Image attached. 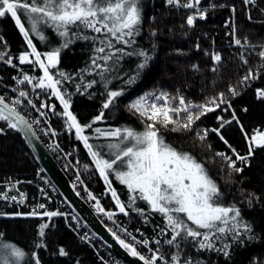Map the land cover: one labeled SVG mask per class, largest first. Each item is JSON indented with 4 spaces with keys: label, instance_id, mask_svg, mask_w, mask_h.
Listing matches in <instances>:
<instances>
[{
    "label": "snow or ice",
    "instance_id": "6c2138e0",
    "mask_svg": "<svg viewBox=\"0 0 264 264\" xmlns=\"http://www.w3.org/2000/svg\"><path fill=\"white\" fill-rule=\"evenodd\" d=\"M164 3L177 10H189L190 14L185 19L189 28L194 27L197 19H207V10L202 6V0H164ZM260 3H264V0H242L245 16L250 23L254 22L251 15L253 9L258 8L264 16V8L260 7ZM210 7L223 8L225 5L212 4ZM230 11L232 16L225 23V27L231 28L226 33L230 37L229 47L240 49L236 55L242 66L248 65L251 54L257 56L259 63L248 67L237 86L229 85L227 92H218L200 102L188 99L179 90L170 93L164 89H153L142 93L125 106L143 124V130L137 131L133 127L101 129L94 128L93 125L104 119V110L116 105L127 87L136 83L153 59L150 51L139 47L137 42L143 19L140 0H0V18L10 16L26 44V48L18 56H14L8 50L6 42L0 43V63L14 69L22 65L29 66L28 71L19 69L18 74L13 77L17 86L12 89L16 93L15 99H10L6 94L0 95V121L6 122L7 128L23 133L26 138L29 135L35 136L32 125H38L40 120L30 122L17 106L22 103V99H27V105L32 108L37 106L29 98V93L19 86H31L34 93L38 90V95L49 100L54 97L59 102L62 112H58L54 104L45 102L39 104L37 111L45 109L40 111L42 117H47L49 112L60 116L69 131L74 129L76 139L83 142L91 157L94 165L92 174L98 173L103 180L118 212L126 217L135 213L146 224L156 215L161 218L153 227L152 237H147L140 229H136L141 237L138 239L133 232L117 225L124 234L122 238L116 231L109 229L116 243L141 264H201L200 260L191 256L185 255L182 258L184 249L181 245H189L197 252L214 251L231 260L237 247L243 248L258 239L264 240V236L256 233L254 224L244 218L242 209L236 203L225 202L224 191L211 177L205 165L190 153L168 143L161 132V129L193 132L197 121L208 113L219 110L222 114L216 116L218 126L200 129L195 134L197 139L204 141L209 133H215L231 150L230 155L227 152L215 153L226 165L229 175L242 173L245 167L251 165L255 152L258 149L264 150V129L257 126L250 134L232 105V100L241 94L242 89H247L264 75V45L250 52V49L255 50L257 46L251 44L247 37L242 41L237 36L235 5L230 7ZM255 22L264 25V19ZM48 29L58 38V46H51V38L46 34ZM150 35L155 37L156 32L153 31ZM34 38L48 50H38ZM78 41L91 42L92 55L90 63L80 70L78 77H74L61 70L59 65L64 50ZM0 42H3V36H0ZM152 47L155 48L156 45L153 44ZM196 49L200 50L199 43L196 44ZM175 51L180 55L185 54L180 49ZM204 55L210 57L212 72L219 73L223 61L220 52L205 50ZM132 58L137 60L135 67L124 72L123 62ZM17 60L19 64L15 63ZM37 69L40 75L29 74ZM192 69L200 70L195 64ZM86 75L98 76L99 80H87ZM75 79L79 80V83H75L78 94H88L91 98L92 94L88 89L97 84L104 89L101 111L87 124L79 122L70 110L72 93L63 87L65 81L74 82ZM114 81H120L121 86L110 88L109 85ZM255 96L257 100L264 101V87L257 88ZM243 111L247 112V108ZM223 113H230V116L226 118ZM233 126L239 127L246 141L247 152L244 155L233 148L223 134L225 129ZM86 130H91L94 137L86 135ZM49 131H52L51 128L44 134L47 135ZM3 132L4 127H0V134ZM52 135L55 136L56 133L52 132ZM101 137L111 142H89L90 139L99 140ZM238 163L241 166H237ZM83 168L85 172H89L87 164ZM112 177L127 189V201L122 200L112 186ZM77 178L79 179V174ZM15 187L14 183L8 182L5 190L0 191V201L27 206L24 192L12 194L8 190ZM84 190L89 200L95 201L93 206L98 212L110 220L117 215L116 212L106 211L101 207L100 200L87 187ZM40 192L41 195H46L44 189H40ZM241 194L245 195L243 192ZM246 196L249 207H252L253 199H259L254 193H247ZM140 202L146 207H140ZM6 215L39 218L41 222L37 227L34 247L42 249L46 247V230L52 226V218L66 214L48 210L45 204L39 203L28 213L17 211L8 214L0 211V216ZM45 217L49 222H45ZM162 245L175 248L176 251L168 257L162 251ZM58 255L68 256L69 253L64 247H60ZM24 257L25 252L20 247L0 242V264H20ZM30 258L32 264H41L37 251H32ZM249 264H264V260L258 262L250 259Z\"/></svg>",
    "mask_w": 264,
    "mask_h": 264
},
{
    "label": "trees",
    "instance_id": "16d2710c",
    "mask_svg": "<svg viewBox=\"0 0 264 264\" xmlns=\"http://www.w3.org/2000/svg\"><path fill=\"white\" fill-rule=\"evenodd\" d=\"M140 3L143 19L141 34L137 37V42L139 47L150 51L153 59L140 74L136 83L127 87V91L119 98L116 105L104 110V119L93 125L94 128L133 127L137 131H142L143 124L140 118L132 115L125 107L132 99L142 93L153 89H164L170 93L179 90L188 99L200 102L205 97L214 96L218 92H227L229 85L237 86L242 74L247 72L248 67H254L258 63L257 56L251 54L249 55L248 65H241L236 55L240 49L234 47L233 51L229 50L230 37L226 33H229L231 28L225 27L226 21L232 16L230 7L235 5L237 8L235 14L237 36L242 40L247 37L253 45H262L264 43V25L255 21L264 19V16L261 15L258 8L252 10L251 15L254 22L250 23L245 16L242 0H202V6L207 10V19H197L194 27L189 28L185 24L186 16L190 14L189 10H177L167 7L164 0H140ZM212 4H224L225 7L212 8L210 7ZM260 7L264 8V3H260ZM153 31L156 32L155 37L150 35ZM46 34L51 38V46H58V38L50 29L46 30ZM0 36H3V42L0 43L6 42L8 50L14 56L19 55L26 48L23 37L10 16L0 18ZM34 43L37 45L38 50H48L38 39L34 38ZM197 43L200 45L199 51L196 49ZM153 44L156 45L155 48L152 47ZM91 47V42L88 41H78L71 45L69 49L64 50L62 53L59 68L74 77H78L80 70L90 63ZM213 47V52L218 51L223 57L219 73L212 72L210 57L204 55L205 50ZM176 49L182 50L185 54H177ZM258 49H250L249 51L254 52ZM136 62V58L126 59L122 65L123 71L127 72L134 68ZM15 63L19 64L17 61ZM194 64L199 66V71L192 69ZM19 69L28 71L29 66L22 65L18 69H14L1 63L0 83L11 86L14 83L13 77L18 74ZM29 74L38 75L39 70L29 72ZM93 78L99 80L98 76L86 75L87 80ZM75 83H79V80L75 79L74 82L65 81L63 87L72 93L70 110L77 116L79 122L87 124L101 111L104 89L100 84L94 85L93 88L88 89V92L92 94L90 98L88 94H78ZM3 85H0L1 88H4ZM119 86H121L120 81H114L109 85L113 89ZM256 87H264V75L253 82L250 88L242 89L241 94L232 100L233 108L250 134L257 126L264 129V101L256 99ZM25 88L27 92L31 91L29 86ZM51 99L60 108L58 101L54 97ZM244 108H247V112L243 111ZM22 113L25 112L22 111ZM221 114L219 110L208 113L200 121H197L193 132L183 130L172 132L166 129H161V132L168 143L181 151L190 153L205 165L211 177L224 191L225 202L236 203L242 209L244 218L254 224L256 233L264 236V231H262L264 230V150L258 149L255 152L254 157L251 159V165L245 167L242 173L229 175L226 165L219 157L215 156V153L227 152L230 155L231 150L215 133H209L204 141H200L196 137L195 133L200 129L217 127L216 116ZM223 115L227 118L230 113H223ZM51 123L58 132L60 144L63 148L71 147L74 152L72 157L80 159L83 178L88 187L94 193H101L105 189L104 182L98 173L92 174L94 165L83 143L76 139L73 130L69 131L65 127L64 120L60 116L59 118L53 117ZM0 127H4L3 134H0V191L5 190L8 182L14 183L16 185L15 189L8 190L12 194L24 192L26 194L25 204L27 205H8L7 202L0 201V211L8 214L17 211L28 213L31 210L30 204L37 199L39 185L36 181L40 178L39 171L41 169L21 132L7 128L6 122L3 121H0ZM85 134L90 137L95 135L91 130H86ZM223 134L232 147L241 155L246 154V141L238 126L225 129ZM89 142L107 144L111 141L101 137L99 140L90 139ZM85 164L89 166V172L84 171L83 165ZM237 166L241 165L238 163ZM112 181V186L117 190L121 199L127 201L125 186L120 185L114 177H112ZM242 192L245 195L242 196ZM247 193H254L259 198L258 200H252V207L248 206ZM42 199L45 201L48 210L60 211L61 207L55 203L54 199ZM104 203L108 209L116 210L109 194H107ZM139 206L146 207L143 202H140ZM130 215L135 219H139L134 227L142 230L148 237L154 235L153 227L161 220L156 215L150 223L146 224L135 213ZM72 216L62 215L52 218L50 222L52 226L46 230V247L42 249L34 247L37 240V227L41 222L39 218L0 216V234H2L0 235V242L14 244L25 252V257L20 261V264H32L30 258L32 251L38 252L41 264H113L99 250V246L102 245L100 241L97 239L94 241L81 239L82 234L74 229V223L71 221ZM44 220L49 222L46 217ZM60 247H64L69 255L59 256L58 249ZM181 247L184 249L181 253L182 257L185 255L191 256L200 260L201 264H233V262L235 264H249L250 259H255L258 262L264 260V240L260 239L247 244L243 248L237 247L231 260L214 251L197 252L189 245H181ZM162 250L166 255L176 251L175 248H170L167 245Z\"/></svg>",
    "mask_w": 264,
    "mask_h": 264
},
{
    "label": "rangeland",
    "instance_id": "374dc122",
    "mask_svg": "<svg viewBox=\"0 0 264 264\" xmlns=\"http://www.w3.org/2000/svg\"><path fill=\"white\" fill-rule=\"evenodd\" d=\"M229 20V19H228ZM231 30V29H230ZM226 31H228L227 29H226ZM241 39V38H240ZM242 40V39H241ZM243 41V40H242ZM262 45H264V43L262 44ZM257 48H259V46H257ZM207 50H209V51H213L214 50V47L213 48H210V49H207ZM229 50H231V51H233L234 50V47L233 48H230ZM16 56H18V55H16ZM17 62H18V60H17ZM19 63V62H18ZM258 63H259V61H258ZM257 63V64H258ZM0 65H1V63H0ZM212 67H213V65H212ZM212 69V68H211ZM244 73H246V72H244ZM244 73L242 74V75H244ZM41 73L39 72V74L38 75H40ZM35 75V74H34ZM2 81V80H1ZM14 82V81H13ZM14 87H17L14 83H12L11 84V88L10 89H7V90H3V89H0V95H4V94H6L10 99H15V97H16V93L15 92H13V88ZM19 87H21V88H23V90H25L26 92H27V90H26V88H25V86H19ZM30 87V89H31V91H29L28 93H29V98H31L32 100H33V103H35L36 104V106H39V104H40V101L42 100V99H44L45 100V103H50V104H54L55 106H56V110L58 111V112H62L63 111V109H62V107L60 106V108L53 102V100L52 99H48L47 97H45V96H43V95H38V90H36V93H34L33 92V89L31 88V86H29ZM248 88H250V87H248ZM247 88V89H248ZM257 89V87L255 88V90ZM242 91V90H241ZM58 104H59V102H58ZM17 108H18V110H20L21 112L23 111V112H28L27 110H28V108H32L31 106H29V105H27V99H22V103L20 104V105H18L17 106ZM50 114L48 115V117H45L44 119L42 118V116H40V117H37V116H33V118L34 119H39L40 120V123L37 125V124H35L34 125V127H36L37 128V130L38 131H36V133H37V135L39 136V138L41 139V141L46 145V147L49 149V151L50 152H52L53 151V153H54V148H52V147H57V146H60L61 144H60V139H59V137H58V132H57V130H56V128H54L53 127V125H52V123H51V120L53 121V117H55V118H59V116H56V115H53L51 112H49ZM32 121V120H31ZM46 121V122H45ZM217 121V120H216ZM41 122L43 123L44 122V124H43V127L41 126ZM48 123H50V125H51V127H48ZM66 127V126H65ZM49 128H51V130L52 131H49L48 132V134L47 135H45L44 134V132L45 131H47ZM73 131H74V129H73ZM39 132L40 133H42L43 134V136H41L40 134H39ZM52 132H55L56 133V135L55 136H53L52 135ZM74 133H75V131H74ZM83 143V142H82ZM71 144V143H70ZM52 149V150H51ZM65 150L63 151V153L62 152H59L60 153V155H61V158H63L62 159V166H66V161L65 160H67V161H69L70 160V162L74 165V170L73 171H75L74 173H73V171H71V170H69V169H67V171H65L66 169H63L64 170V172L66 173L67 172V174H69V176L71 177V179H70V177H69V179H70V181H71V183H72V185H73V187L75 188V190L79 193V195L84 199V200H86L90 205H91V207L95 210V212L99 215V217H100V219L103 221V223L109 228V229H112L113 231H116L115 229H114V227H112V226H117V225H119V227H120V225H125V224H127V223H130L127 219H130V218H133L131 215H130V217H126V216H124L123 214H121V213H119L118 212V210L116 209V210H113V209H108L106 206H105V199L107 198V194H109V196L111 197V194L109 193V192H107L106 191V189H104L101 193H94L89 187H88V185H87V183L85 182V180H84V178H83V174H82V170H81V161H80V159L78 158V157H72L73 155L72 154H74V152L72 151V148L71 147H69L68 146V148L66 149V148H64ZM72 151V152H71ZM53 156H54V154H52ZM58 155V154H57ZM54 157H56V156H54ZM56 159V158H55ZM71 159L73 160V162L71 161ZM57 161V160H56ZM59 164V163H58ZM67 165H69L68 163H67ZM76 169V170H75ZM42 174H41V173ZM74 174V175H73ZM78 174H79V182H77L76 183V179L74 180V179H72L74 176H75V178L78 176ZM39 175H40V178L36 181V183L42 188V189H44V192H45V194L46 195H41V192H40V190H39V192H38V195H37V199L34 201V202H32L31 204H30V209L32 210V208L35 206V205H37V204H39V203H43V204H45V201L42 199V198H44V199H54V201H55V203H57L61 208H60V211H62V213H64V214H66V215H64V216H66V217H71L72 215H73V212L71 211V209L62 201V199L60 198V196H59V194H58V192L56 191V189H55V187L53 186V184L49 181V179L45 176V174L40 170L39 171ZM73 176V177H72ZM81 178H83V180H84V182H85V184H86V186H87V189L89 190V191H91L99 200H100V202H101V207H103L106 211H114V212H116L117 213V215L116 216H114L111 220L106 216V215H104L103 213H101V212H98L97 210H96V208L93 206L94 204H95V201L94 200H89V198H88V196L87 197H85L84 196V193H86V192H84V188L86 187H84V184L82 185L81 184ZM21 181H22V179H21ZM79 184H81L80 186H78ZM77 185V187H75ZM40 187H39V189H40ZM83 190V191H82ZM39 195H40V198H39ZM111 199H112V197H111ZM113 201V200H112ZM7 204L8 205H11L10 203H8L7 202ZM30 210V211H31ZM72 214V215H71ZM73 217H75V219H73ZM69 219V218H68ZM137 220H139V219H136V221L135 222H137ZM71 221L74 223V229L76 230V231H78V232H80L81 234H82V237H84L85 239H91L92 241H94L95 239H96V237L92 234V232L90 231V230H88L87 229V227L85 226V224L77 217V216H72V219H71ZM114 221H115V223H114ZM77 222H79L80 223V227H81V229L79 228V230L76 228V225H77ZM142 222H144V220L142 221ZM141 222V223H142ZM140 223V224H141ZM121 228V227H120ZM135 228V227H134ZM117 234H119V233H117ZM119 235H121V237L122 238H124V235H122V234H119ZM99 241V240H98ZM100 248H99V250L100 251H102V253H104L105 254V256L109 259V262L110 263H117V261H120L117 257H115L114 255H113V253L104 245V244H102V245H100L99 246ZM106 247V248H105ZM142 251H143V249H141ZM172 252H175V251H172ZM172 252H170V254L172 253ZM168 257H170V255H167ZM183 258V257H182ZM121 262V261H120ZM122 264H124L123 262H121Z\"/></svg>",
    "mask_w": 264,
    "mask_h": 264
},
{
    "label": "water",
    "instance_id": "95a60500",
    "mask_svg": "<svg viewBox=\"0 0 264 264\" xmlns=\"http://www.w3.org/2000/svg\"><path fill=\"white\" fill-rule=\"evenodd\" d=\"M21 114L24 115L22 112ZM33 131L35 132L34 137L29 135V137L26 138L23 133L21 134L32 151L41 171L53 184L62 201L71 209L73 214L85 224L96 239L104 244L121 262L124 264H141L138 259L129 256L126 251L116 243L109 232V228L103 223L91 205L75 190L69 177L46 145L41 141L34 128Z\"/></svg>",
    "mask_w": 264,
    "mask_h": 264
},
{
    "label": "built area",
    "instance_id": "2783aa9c",
    "mask_svg": "<svg viewBox=\"0 0 264 264\" xmlns=\"http://www.w3.org/2000/svg\"><path fill=\"white\" fill-rule=\"evenodd\" d=\"M0 85H3L2 83H0ZM3 87L4 88H1V86H0V89H3L4 91L5 90H7V89H10L11 88V86H7V85H3ZM41 102H45V100L44 99H42L41 101H40V103ZM39 108V106H37V108H28V112H25V113H23L26 117H27V119L31 122V120H35L34 118H33V116L35 117V116H37V117H40V111H45V109H40L39 111H37V109ZM50 113H48V115H49ZM48 117V116H47ZM43 119L45 118V117H42ZM43 124H44V122L42 123L41 122V126L43 127ZM34 125L35 124H33L32 126H33V128H34V130L35 131H38L37 130V128L36 127H34ZM48 127H51V125H50V123H48ZM39 134L41 135V136H43V134L42 133H40L39 132ZM52 148H54V153H53V151L51 152L52 154H54V156H56L55 158H56V160H57V162L60 164V166L63 168V169H66L65 171H67V169H69V170H71V171H73L74 170V165L70 162V160L69 161H67V160H65L66 161V166H62V159L63 158H61V155H60V153L59 152H62L63 153V151L65 150L64 148H63V146L62 145H60V146H57V147H52ZM52 150V149H51ZM58 154V155H57ZM71 161L73 162V160L71 159ZM67 163L69 164V165H67ZM76 170V169H75ZM68 172V171H67ZM66 172V173H67ZM75 171H73V173H74ZM74 175V174H73ZM68 176H69V174H68ZM70 177V176H69ZM73 177V176H72ZM70 179H71V177H70ZM72 179H76V183L77 182H79V179L76 177L75 178V176L72 178ZM81 181H83V183H81L82 185L84 184V187L86 186V184H85V182H84V180H83V178H81L80 179ZM81 184H79L78 186H80ZM40 187V186H39ZM75 187H77V185L75 186ZM87 187V186H86ZM40 189H42L41 187H40ZM39 189V190H40ZM85 189V188H84ZM83 191V190H82ZM84 192H85V190H84ZM84 196L85 197H87V194L86 193H84ZM130 223H127V224H125V225H120V227L121 228H126L128 231H131V232H133V234L134 235H136V237L139 239V238H141L140 237V233H138V232H136V229L137 228H131V221L129 220V219H127ZM112 227H114V229L116 230V232L117 233H119V234H122V235H124L122 232H120L119 231V228L117 227V226H112ZM76 228L79 230V228L81 229V227H80V223L79 222H77V225H76ZM140 232H142V233H144L142 230H140ZM144 235L145 236H147L145 233H144ZM148 237V236H147ZM89 240H91V239H89ZM152 247H155V245H151ZM163 247H165L166 245H162ZM162 247V248H163ZM106 248V247H105ZM143 251H146V249H143ZM163 251V250H162ZM113 264H122L120 261H117V263H113Z\"/></svg>",
    "mask_w": 264,
    "mask_h": 264
},
{
    "label": "bare ground",
    "instance_id": "6f19581e",
    "mask_svg": "<svg viewBox=\"0 0 264 264\" xmlns=\"http://www.w3.org/2000/svg\"><path fill=\"white\" fill-rule=\"evenodd\" d=\"M60 165V164H59ZM66 175L68 176V174L66 173ZM130 221H131V228L133 229V227H134V225H135V221H136V219L135 218H130L129 219Z\"/></svg>",
    "mask_w": 264,
    "mask_h": 264
}]
</instances>
